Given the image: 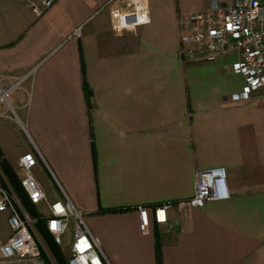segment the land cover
I'll return each mask as SVG.
<instances>
[{
  "label": "crops",
  "instance_id": "0c3cea01",
  "mask_svg": "<svg viewBox=\"0 0 264 264\" xmlns=\"http://www.w3.org/2000/svg\"><path fill=\"white\" fill-rule=\"evenodd\" d=\"M110 1L59 0L38 16L0 0V80L28 75L0 103L5 158L21 180L20 158L41 154L36 179L51 200L67 193L112 264H158L156 231L162 264H264V89L235 99L238 51L181 56L182 14L208 3L149 0L150 22L116 35ZM217 167L229 199L176 205ZM166 202L169 221L143 234L138 207Z\"/></svg>",
  "mask_w": 264,
  "mask_h": 264
},
{
  "label": "built area",
  "instance_id": "2783aa9c",
  "mask_svg": "<svg viewBox=\"0 0 264 264\" xmlns=\"http://www.w3.org/2000/svg\"><path fill=\"white\" fill-rule=\"evenodd\" d=\"M42 16L59 0H22ZM122 1L123 6L117 5ZM111 29L120 35L135 31L150 22L149 0H111ZM181 56L187 60L215 58L232 51L240 53L235 71L242 74L245 85L235 99H249L255 91L264 89V0H211L207 8L185 12L181 16ZM81 29L74 32L80 35ZM28 75L17 78L5 88L0 80V103L10 106L9 97L19 88ZM41 154L27 152L20 158L21 183L32 204L44 206L40 216L22 212L15 192L5 187L0 176V212L8 213L11 235L0 238V264H13L37 260L41 256V244L37 237V224L44 220L55 241L63 244L73 228L70 242L69 264H112L100 247L87 224L86 218L67 193L51 200L43 185L36 179L34 168ZM231 197L228 172L224 167L212 168L197 175L195 193L178 206L201 208L207 202L227 200ZM173 202L151 207H138L139 228L145 235L153 233L154 224L169 221Z\"/></svg>",
  "mask_w": 264,
  "mask_h": 264
},
{
  "label": "trees",
  "instance_id": "16d2710c",
  "mask_svg": "<svg viewBox=\"0 0 264 264\" xmlns=\"http://www.w3.org/2000/svg\"><path fill=\"white\" fill-rule=\"evenodd\" d=\"M86 92H87V98L90 104L91 94L88 86H85ZM0 166L2 168V171L7 177V181L10 184L11 188L14 190L15 194L19 197V199L22 201L25 207H27L34 216H40L39 211L37 210L36 206L31 203L28 194L24 187L22 186L21 180L19 179V176L17 172L14 170V168L11 166L9 161L5 158V155L3 153L2 148L0 147ZM4 185L6 186V180H3ZM124 210V209H123ZM37 227L40 229L43 237L46 240V244L48 248L51 250V253L53 256L57 259L59 264H69L67 259L65 258L62 249L60 248L59 244L55 241L52 234L49 232L46 222L44 220H39ZM156 251H157V261L158 264H162V250H161V244H160V236L158 235V232L156 231ZM45 259L48 261L49 264H52L49 262V259L45 253Z\"/></svg>",
  "mask_w": 264,
  "mask_h": 264
},
{
  "label": "rangeland",
  "instance_id": "374dc122",
  "mask_svg": "<svg viewBox=\"0 0 264 264\" xmlns=\"http://www.w3.org/2000/svg\"><path fill=\"white\" fill-rule=\"evenodd\" d=\"M189 1H191V3H193V4L203 5V4H206V3L210 4L211 0H189ZM220 1H224V0H220ZM5 187H7V186H5ZM16 197H17V195H16ZM17 199L19 200L18 201L19 209L22 210V212L25 211V213L33 215V213L27 207L24 206V204L19 199V197H17ZM36 208L39 211V213H40V211H42V212L45 211V209L43 207L42 208L36 207ZM8 217H9V214H8ZM9 230L10 229H9L8 225H5V224L1 225L0 226V233H1L0 234V238H2L4 240L8 239V237L11 235V232ZM72 233H73V228L70 229V232L65 237L63 244L59 245L60 248L62 249V252H63V254H64V256H65V258L67 259L68 262H69V257H70V242L72 240ZM4 235H5V237H3ZM37 237H38V239L40 241L41 249H42L40 258L37 259V260H31V261H28V262L13 263V264H49L48 261H46V259H45V256H44L45 253H46V255H47L48 259H49V262H51L52 264H59L57 259L51 253V250L48 248V246L46 244V240L43 237V235H42V233H41V231H40V229L38 227H37Z\"/></svg>",
  "mask_w": 264,
  "mask_h": 264
},
{
  "label": "water",
  "instance_id": "95a60500",
  "mask_svg": "<svg viewBox=\"0 0 264 264\" xmlns=\"http://www.w3.org/2000/svg\"><path fill=\"white\" fill-rule=\"evenodd\" d=\"M175 228H176V230H178V231H179V229H180V228H179V223H178V222L176 223V226H175Z\"/></svg>",
  "mask_w": 264,
  "mask_h": 264
}]
</instances>
